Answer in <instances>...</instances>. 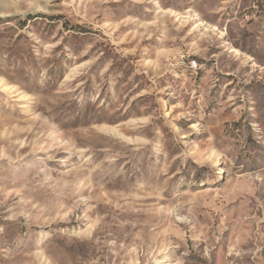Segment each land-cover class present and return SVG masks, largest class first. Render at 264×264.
Returning a JSON list of instances; mask_svg holds the SVG:
<instances>
[{
  "label": "rangeland",
  "instance_id": "1",
  "mask_svg": "<svg viewBox=\"0 0 264 264\" xmlns=\"http://www.w3.org/2000/svg\"><path fill=\"white\" fill-rule=\"evenodd\" d=\"M0 264H264V0H0Z\"/></svg>",
  "mask_w": 264,
  "mask_h": 264
}]
</instances>
